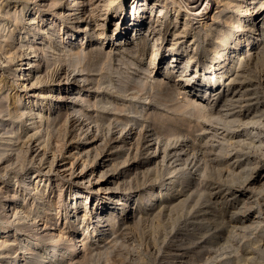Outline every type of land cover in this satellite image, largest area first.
I'll use <instances>...</instances> for the list:
<instances>
[{"label":"bare ground","instance_id":"6f19581e","mask_svg":"<svg viewBox=\"0 0 264 264\" xmlns=\"http://www.w3.org/2000/svg\"><path fill=\"white\" fill-rule=\"evenodd\" d=\"M42 1L45 0H13L0 6V97L4 99V103H8L7 109L5 110L3 109L2 103H0V159L3 158L4 153L9 152L13 147H22V144H25L27 140L30 141L31 137V139L35 138V141H37L38 138L36 135L39 134L42 129L52 126L53 124L55 125L56 117L52 118L53 112H56V114L59 115V113L67 111L65 113L66 117L73 120L75 125L74 129L78 132H75L77 135L71 136L69 141L67 140V147H71L70 150H72L69 156H66V154L57 158L56 155L50 154L51 156L47 155L48 157L46 156V158L42 155L35 159L39 164L41 163V166H44V169H48V172L52 170L53 165H57L60 169H56L59 172V176H57L61 177L64 181L63 187H65V190H62L64 192L57 197L55 202L48 206L43 205L44 196L41 188L39 191L40 194L36 196L34 200L37 204L41 205L36 207L33 212L29 208L27 209L23 204L21 206L10 204L8 209H4L3 206L8 204L7 201L12 200L13 198L11 199L5 194H0V264H74L76 263L75 259H77L78 255H80L84 247L87 245L88 238L89 240L92 239L91 241L93 242V245L99 243L98 240L101 236H104V239L110 237V240L111 237H113L111 241L112 243L121 240L122 242L120 245H125L127 243L126 241L131 238L128 233L131 234L133 227L137 228L143 220L146 219L147 222V219H150V217L152 221L154 219L158 220L161 213L163 216V213L168 216L167 219L165 218V222L160 223L158 221L157 223H152V221H150L151 224L149 226L147 225L148 228H146V230H148L147 235L150 236L149 238L147 237V239L150 246L152 245V249H154L156 253H160V251L164 249L163 244L166 240H168L166 242L173 244L174 242H172V240L180 237L178 240L179 244L173 245V248L168 250V256H165V259L168 260H164V263L197 264L199 261V264H264V251L263 249L260 250L256 248L258 242L257 234L264 230V214L260 213V210L258 209V212L255 211V216L253 218L249 219L245 216V213L252 208V205L258 208L259 204V200H251L252 197L246 198L247 193H245V191L249 190L251 186L257 182V180L253 178V174L257 173L258 177V172L256 170L261 163V160H258V153L261 151L258 148V144H260L261 147L264 146V139L262 138L264 136V71L262 73L263 75L258 76V66L260 68L264 63V0H126L120 3L119 6L117 5L118 7L112 11L111 8L114 7L113 3L117 0H52L53 5L49 7L47 12H45L47 15L44 14L43 9L39 8L43 6L40 4ZM12 2L15 4L10 8ZM17 3L20 5L17 6ZM30 5L33 6V10L34 8H36V10L32 14L24 15L26 16L24 19L25 22H22L21 16L24 14V10L28 9ZM12 9L13 11H11ZM6 10L9 12L7 15ZM72 23L73 26H71ZM63 24L66 31H68L69 27H72V29H70L72 33H70L69 36L61 38V43L59 45L65 47L64 44L67 43L69 44L68 46H70V50L67 52L63 51L65 53L62 54L63 56L61 57V60H64L65 64L68 66H71L74 59L80 54V51L72 50L75 47V44L73 43L80 39V44H82V40L85 39L84 43L87 44V47H93L91 48L92 52L102 49L105 51L104 55L107 59L112 56H130L127 68L131 70L133 67H138L139 70H142L140 74L138 73V77L133 78V75H122L118 69L109 75V77L114 73L118 75V79H116L115 83L110 82V80H108L109 77H105V79L108 80V85L111 86L110 89L113 88V90L118 93H126V91L129 90L126 85L130 82H133L134 85H138L142 90H145V88L148 87V84L152 81L153 86L158 90V93L154 96H144V100L146 98V101L148 100L146 105L151 106L154 102L157 103L162 96L171 97L172 94L170 93L180 94L183 92L186 94L189 87L188 89L186 88L185 91H181V86L187 82H191L192 88L197 89L198 92L203 90L201 91L203 93L196 92L194 99L192 98L193 100L188 101L189 108H185L188 110V115L194 114L193 110H197L198 115H202L205 118L207 117L209 119L208 121L211 122L210 124L213 127V131L210 132V139L215 143V153H217V156H215V158L217 157L216 165L219 166V169H221L220 166H224L223 158L225 157L228 158V160H235L233 162L234 165L239 164L240 171H237V173L234 171L231 176L229 175L230 177L228 181H223L225 183L224 185L229 184L231 188L237 184L238 189L236 187L235 189L233 188L232 193H229L228 191V196H226V194L223 196L224 201L217 200L216 203H214L216 209L211 201L213 205L211 208L212 211H209L210 213L207 212L210 206L207 203L201 202V199H203L202 197L205 192H210L208 191V188V192L203 190L199 191L200 193H197V187L195 186L192 188H190V186L187 189L185 188L189 177L198 171L194 169L195 167L192 164L191 166L185 165L187 162H190L188 155L187 160H189L185 162V164L181 161L182 164L180 163V169L176 167L184 173L186 172L187 176L179 185L175 186V177L170 175V181L164 185L165 192L160 195V193L157 192V189L153 186L154 184H150L151 181L155 182L157 179L154 178L156 175L153 173L156 166H154V164L153 167L152 163L164 158V150L167 147V144L169 145L170 138H168L169 140H165L164 137L161 139L160 136H155L153 134L152 136H148V139H146L145 142L142 140L143 138L140 139L138 132L141 131L136 132V127H140L141 124L139 123V117L137 118L135 116L138 107H135L133 112L131 111V115L128 116L127 114L128 117H125V120L122 122L118 116L111 115V111L106 112V107L111 102L112 98L109 96L106 99L102 98L100 100V94L97 90L99 86L96 90L94 89L96 88L95 85L93 86L94 79L92 77L89 79V74L81 75L78 78L77 76L76 78H72L69 83L64 85L65 87L63 89H61L59 85H56L55 91L47 84H44V78L41 75V62L39 61L38 56L32 54V50L38 46H48L50 49L53 46H57L58 44L54 43L57 39L54 37V35H56L55 29L58 27L57 30H59L60 33L62 30L61 25ZM74 29L78 30L76 31ZM167 37H169V39H167ZM138 46L143 47L139 49ZM79 48L81 50V47ZM61 49L63 50L62 47ZM162 50L170 53L165 55L166 53H162ZM18 51L25 52V54H18ZM84 53L85 52H83V54ZM51 55L52 54L44 55L43 59L46 60V58ZM157 57H160V59L157 60ZM79 58L81 57L79 56ZM85 58L86 57H84L82 61L78 59L80 62L79 69L82 71H89L91 64L88 60H85ZM199 59L201 60L198 62ZM109 60H111V58ZM22 61L23 64L21 63ZM75 62H77V60ZM108 63L109 61L106 65ZM79 69L76 71L78 72ZM46 72L48 74L47 70ZM172 72L175 73V78H173L174 85L169 89L168 81H165L167 78L165 80L164 78L165 76H170ZM102 74L104 75L105 73ZM158 75H160V77H158ZM162 75H164L163 78H161ZM59 77L61 78L62 76L60 75ZM82 82L83 85L81 84ZM84 84L90 85V87L87 86L88 88H85ZM92 87L94 88L92 89ZM108 88L105 87L106 90ZM131 89L132 88L130 87V90ZM193 89L189 90V93H191ZM75 90H77L78 95L73 98V102H69L72 103V105L68 110L66 107L67 105L63 104V102L66 101L64 98L65 96L67 97V94H74ZM151 90L152 89H150V91ZM55 93H58V99L56 100L57 102L52 103L51 98L55 97ZM107 94L109 93L107 92ZM185 94L183 95L184 98H186ZM118 95H115V97H118ZM206 97H208L209 100H206ZM217 102H219L220 105L218 109H215L213 105ZM186 104L187 103H185V105ZM109 107H111V105ZM153 107L155 108L156 106ZM183 110L184 109H182V111ZM194 119L197 120L198 118L194 117ZM205 120L207 121V119ZM103 121L109 122V124H107L111 130L113 129L111 128V125L114 127L121 125V127L119 131H117L118 129H113L118 132V134L111 138L112 143H110L112 150L108 152L104 150V148H101L98 153L95 151L96 154L93 156V159H91L93 160V165L90 170H87L88 166L86 167L85 162L90 153L92 152L93 154L94 149L97 148V146L94 145L99 141L100 136H98L96 132H98L100 127L102 130L101 125H103ZM208 121L206 124L207 126L209 124ZM197 122H199V120H197ZM202 123H204V121ZM107 127L105 126V129ZM217 128H222L220 129L222 132L219 135L216 133ZM203 131H205V129L202 130V132ZM99 133L101 134V132ZM198 133H201V131ZM183 137L184 136L180 139ZM199 137L200 135L198 138ZM44 138L45 137H43V139ZM205 138L209 139L207 136ZM175 139L176 137L174 140ZM177 139H179V137ZM226 139L232 141L235 139L233 142L231 141V144L233 143L236 147V152L229 153V157L226 154L228 153V142L230 141L227 140L228 142H225ZM204 141L206 140L204 139ZM224 142L225 145L227 144L226 147ZM43 143L38 142L37 145L44 148L45 143ZM140 143H142L143 146V150H141L143 153H140V162L136 164V167L146 166V169H143L142 171L140 170L142 175L140 176L142 177L141 180L146 178L148 180L147 182H150L148 185L144 186L142 190H139L135 185H129L126 183L127 181L123 180L130 169V167L128 169L127 164L121 161L122 163L118 166L119 168L117 165L115 166L117 168L112 167L113 158L121 154L120 149H123L127 155L130 153L131 155L133 154L132 156H129L132 160L138 158V155L140 154H138L137 151L139 149L138 147L141 145ZM172 144H170V146L171 148H174L172 147ZM177 145L178 144L176 143V146ZM118 146H120V149ZM201 146L202 143L200 147ZM211 146L209 145V147ZM115 147L119 150H116L117 148L113 150ZM144 150L147 151L144 152ZM177 151H180V149ZM177 151H175V153H177ZM181 151L180 153L182 155L185 154V152L182 153ZM194 151L195 150H193L192 153ZM209 151L212 152L213 150L211 151L209 149ZM210 152H207L208 155H210ZM192 153L191 156L193 155ZM263 153L264 152H260L261 155H264ZM199 156L202 157L200 154ZM70 157L72 158L71 160L76 158V161L80 162L74 164V167L72 168L73 171H69L70 166H68V159ZM126 157H124V159ZM174 160L175 158L173 161ZM36 161L33 163H36ZM192 161L190 163H192ZM210 161H212L211 158ZM127 163H129V161ZM205 163L206 162H203V164ZM226 163L229 164L228 162ZM19 165L21 166L20 162ZM209 165L211 167L213 166V164ZM240 165L244 166L242 167ZM151 166L154 168L153 170H151ZM172 166H174V164ZM228 166L230 167V165ZM197 167L200 168V166ZM201 167L203 168L205 166L201 165ZM240 167H242V169H240ZM261 167L260 173L264 174V164ZM173 168L175 169V167ZM215 169V172L219 170L218 167H215ZM225 170L227 173L229 172L227 168ZM206 171H208L207 168ZM206 171H202L204 174L199 172V179L200 176L202 177V175H204V179L207 178L206 180H208L209 173H214V169L211 168L209 173L207 172L206 174ZM164 172L162 174H164ZM169 172H166V174ZM221 173L223 172L221 171ZM212 175L213 174L210 176L213 177ZM158 177H160V175ZM30 178L21 177L19 180H17L18 178L12 180L1 179L0 182H6L5 186L9 187H14V185L21 183L20 185L23 186L21 191L25 193V189L32 185L34 180L35 183L33 185H39L40 181L44 180V178L38 174H36L33 179ZM151 178L153 180H151ZM216 178L209 180H215V182H217ZM220 178L218 180H220ZM47 179L50 181L49 176H47ZM140 181L138 182L141 183ZM204 181L205 180L201 181V183ZM132 183L135 184V182ZM119 184L125 185L126 187L120 189L121 186L119 187ZM220 184H223L222 181ZM142 185L143 183H141V187ZM42 186L44 189L47 184H43ZM253 187L257 189L256 186ZM35 188L37 189V187ZM210 188L213 189V187ZM184 189L186 190L184 191ZM255 189L253 188V190ZM261 189L262 188L259 189L260 192ZM126 190H128V192H126ZM144 192H146L145 196ZM250 192L252 194V191ZM255 192L258 191L255 190ZM260 192L258 194H260ZM208 194V197H210V195H214L215 192ZM191 195L194 199L193 204L188 207L189 210L186 212V202ZM240 197L242 198L241 201L238 204H234V202L239 200L238 198ZM80 204L83 206L84 213L87 214L89 211L90 213L94 212L96 215L94 221L88 225L85 224V234L81 240L79 238L76 239L75 242H78V248H75V243L70 242L72 239H69V237L78 233L77 230L81 228V223H83L86 218H78L79 224H75V227L78 225L77 229L72 227V224L64 225L63 230L67 231L65 235L63 233L61 235L62 231H58V221L61 217L59 218L58 214H62L64 219L69 218V220H77L78 215H80L77 212ZM54 205L57 206V210L55 217L52 219L50 218V215L52 216V206ZM58 207L61 208L59 209ZM70 209H73L72 211L76 209V214L74 212L69 216ZM184 209L185 213H188L191 217L189 222H184L185 224L182 228H178L176 227L178 224L177 222L181 219V214ZM225 218H235L233 219L234 226L231 225L232 227L228 228V225L227 229L226 225L228 223L224 222ZM26 221H31L32 224H36L37 227H39H35V230H30V228L24 232L19 231L12 233L14 229L17 230L16 228L18 225L24 222L26 223ZM214 221L216 225L210 228V225H212ZM132 222L133 224L130 225ZM144 227H146L145 223ZM139 228L141 229V226ZM144 229H141V232ZM134 230L135 229H133L132 232L137 231V229ZM67 234L70 236L67 237ZM141 236L142 233H139V237ZM147 239H145V242H147ZM111 242L109 241L108 243L111 245ZM105 245L106 244L99 246L98 244L96 245L97 247H95V249H103L102 256L105 258L104 264L106 263L105 260H107L106 257H108L107 255L110 251L107 250L110 247L106 249L107 246ZM130 245H133V243H130ZM143 245L146 247V243L144 244L143 242ZM138 248L134 247L132 252L134 258L137 259V262L143 263L144 261L140 255L141 247L140 249ZM168 248L169 246L167 249ZM113 249H111V251H113ZM145 249H147V247ZM150 250L151 249H149V251ZM93 252L94 251H92V253ZM118 254L120 256L122 255V252L120 254L118 251ZM150 254H152L151 251ZM94 256H96V254ZM155 256L157 255L155 254ZM125 257L127 258V256ZM109 258L110 257H108V259ZM116 261L114 260L113 264L116 263ZM120 261L121 263L119 262V264L127 263L126 260L124 261L126 263H124L122 259ZM133 262V264H136L135 261ZM107 263L109 264L110 261Z\"/></svg>","mask_w":264,"mask_h":264},{"label":"rangeland","instance_id":"374dc122","mask_svg":"<svg viewBox=\"0 0 264 264\" xmlns=\"http://www.w3.org/2000/svg\"><path fill=\"white\" fill-rule=\"evenodd\" d=\"M11 1H13V0H0V6H2V5H5L6 3H8V2H11ZM124 1H126V0H117L116 2H114L113 3V5H114V7L113 8H111V11L112 10H115L118 6H119V4L120 3H122V2H124ZM46 2H47V4H46ZM15 3H11V5H10V8L11 7H13V5H14ZM40 4H42L43 6H41V7H39V8H41V9H43L44 10V14H46L47 15V13H45V12H47V10L49 9V7H51L52 5H53V1L52 0H45V1H42ZM18 5H20L19 3H17V6ZM46 5V6H45ZM118 5V6H117ZM116 6V7H115ZM19 7H21V6H19ZM45 7V8H44ZM9 9V8H8ZM15 10V9H14ZM36 10V8H34V10H33V6H29L28 7V9H25L24 10V14H22V16H21V20H22V22H25V17L26 16H24V15H27V14H32L34 11ZM11 11H13V9L11 10ZM18 11H19V8H18ZM9 12L6 10V15L8 14ZM171 16V15H170ZM169 17V16H168ZM9 24V23H8ZM71 26H73V23L71 24ZM61 28H62V30H61V32L59 33V30H57L58 29V27L55 29L56 30V35H54V37H56L57 39H56V41L54 42V41H52V42H54L55 44H58L57 46H53V47H51V49H50V47H48V46H43V47H41V46H38V47H36V48H34L33 50H32V54L33 55H36V56H38L39 57V61L41 62V75L43 76V78H44V84H47L48 86H50L51 87V89L53 88L54 89V91H55V86L56 85H59L60 87H61V89H63L65 86V84H67V83H69L70 82V80L72 79V78H76V76H77V78L79 77V76H81V75H88L89 74V79H90V77H92L93 79H94V82H96V83H94L93 82V86L95 85L96 86V88H94V87H92V89L94 88L95 90L97 89V87H98V93L100 94V100L103 98V99H106L107 97H109V96H111V98H112V100H111V102L107 105V107H106V112L107 111H111L110 113H111V115H113V116H118V118L121 120V122L123 121V120H125V117L127 118L129 115H131V111L133 112L134 111V108L135 107H138V110L136 111V113H135V116L138 118L139 117V123H141L140 124V127H136V132H138V131H141V132H138V135L140 136V139H142L144 142L146 141V139H148L147 137L148 136H152L153 134L155 135V136H160L161 137V139H163V137L165 138V140H167L168 138H170V143H169V145L167 144V147L165 148V150H164V152H165V156H164V158H162V159H160V160H157V161H155V162H157V163H155V162H153L152 163V166L154 165V166H156V168L154 169L152 166H151V170H155L154 172L153 171H151V172H153V173H155L154 175H156V177H154V178H157L156 180H155V182L154 181H151V185H153L156 189H157V192H159L160 193V195H162L163 194V192H165V186L164 185H166L169 181H170V175L171 176H174L175 178H174V180H175V186H177V185H179L180 183H181V181L187 176V173L185 172H183V171H181V170H179L180 168H181V165H180V163H181V161H182V163L184 162V164H185V162H187L189 159H190V162L192 161V163H190V162H187L185 165H189V166H191V164L195 167L194 169L195 170H198V171H196L195 173L198 175V177H197V175L195 174V173H193V175H191L190 177H189V180L186 182V186H185V188L187 189V188H189V186H190V188H192V187H197V189H196V191H197V193H200L199 191H207V188H208V191H210V192H208V193H214L215 192V194L214 195H210V197H208V193H204V196L202 197L203 199H201V202H203V203H207V204H209V209L207 210V212H209V211H212V202H213V204L214 203H216V201L217 200H222V201H224L223 200V196H225V194H226V196H228V191H229V193H232L233 192V188L235 189V187L238 189V185L236 184V185H234V187L233 188H231V186H229V184H226V185H224L225 183L224 182H226V181H228V179H229V177L231 176V174L234 172V171H236L235 173H237V171L239 172L240 170H239V164L238 165H234L233 164V162L235 161H232V160H228V158H223L224 160H223V165L225 166H220V168L221 169H219V166L218 165H216L217 164V157L215 158V156H217L216 154L217 153H215V143H213V141H211V139H210V135H211V133L210 132H212L213 131V127H212V125L210 124L211 122H209L208 120V118L206 117H203L202 115H198L197 113V110H193V112H194V114H189L188 115V108H189V104H188V101H191V100H193L194 99V96H195V93L196 92H198V90L197 89H193L192 88V83L191 82H187V83H184V85H182L181 86V91H185V89L187 88L188 89V87H189V89L186 91V94L185 93H180V94H176V93H170V94H172V96L170 97V96H162L161 98H160V100H158V102L156 103V102H154L153 103V105H151V106H147L146 104L148 103V100L146 101V99L144 100V96H146V97H149V96H154L155 94H157L158 93V90H156L155 88H154V86H153V82L151 81V83H149L148 84V87H146L145 88V90H142V88H140V86H136V85H134V83L133 82H130V83H128L127 85H126V87L129 89L128 91H126V93L125 92H120V93H118V92H116V91H114L113 90V88L112 89H110L111 88V86H109L108 84L109 83H107V81L108 80H110V82H112V83H115V81H116V79H118V75H116L115 73L111 76V77H109V75H110V73H113L114 71H116V70H118V71H120V73H122V75H128V76H132L133 78H136V77H138L139 76V74L142 72V70H139V68H138V70H137V68L136 67H133V69H128L127 68V64H129V58H130V56H120V57H116V56H112V57H110L111 58V60H109L110 58H108L107 59V57L104 55L105 54V51H103L102 49H100L99 51H95V52H92L91 51V48H93V47H87V44H85L84 42H85V39H83L82 41H83V43L82 44H80L81 43V40L79 39L78 41H75L73 44H75V47L72 49L73 51H80V54L79 55H77V58H75L74 59V61L72 62V65L71 66H68L67 64H65V61L64 60H61V57L63 56L62 54H64L65 52H67V51H69L70 50V46H68L69 44H67V43H65L64 45H65V47L64 46H59L60 45V39L61 38H64V37H66V36H69L70 35V33H72V31L70 30V29H72V27H69L68 28V31H66L65 29H64V24L63 25H61ZM74 30H78V29H74ZM65 33H64V32ZM67 34V35H66ZM64 35V36H63ZM168 35H169V32H168ZM167 39H169V37H167ZM58 41V42H57ZM57 47V48H56ZM59 47V48H58ZM61 47L63 48V50L61 49ZM79 47H81V50H80V48ZM87 47V48H86ZM143 46H138V48L139 49H141ZM51 50V52H50V50ZM56 48V49H55ZM68 48V49H67ZM164 48V47H163ZM40 49V50H39ZM47 49V50H46ZM61 49V50H60ZM76 49V50H75ZM60 50V51H59ZM71 50V51H72ZM87 50V51H86ZM40 51V52H39ZM47 51V52H46ZM63 51H65V52H63ZM72 51V52H73ZM82 51V52H81ZM58 52V53H57ZM83 52H85L84 54H83ZM25 54V52H22V51H18V54ZM88 53V54H87ZM102 53H103V55H102ZM162 53H166L165 55H167V54H169L168 52H164V50H162ZM41 54V55H40ZM50 54H52L51 56H49V57H47L46 58V60L45 59H43V56L44 55H50ZM53 55H54V57H53ZM198 55V54H197ZM58 56H59V58H58ZM79 56L81 57V58H79ZM86 57L85 58V60H88V62L91 64V66L89 67V71H82V70H80L79 69V66H80V62H79V60L78 59H80V61H82L83 60V58L84 57ZM103 56H104V58H103ZM42 57V58H41ZM90 57V58H89ZM94 57H95V59H94ZM126 57V58H125ZM53 59V60H51V59ZM103 58V59H102ZM49 59V60H48ZM61 60V62H60V60ZM90 59H91V61H90ZM128 59V60H127ZM160 59V57H157V60H159ZM44 60V61H43ZM53 62V65H52V62ZM56 60V61H55ZM77 60V62H75ZM109 61V63H110V65H109V63L106 65V63ZM201 59H199L198 60V62L200 61ZM55 61V62H54ZM103 61H104V63H103ZM116 61V62H115ZM115 62V63H114ZM15 63V62H14ZM22 64H23V61L21 62ZM59 63V64H58ZM98 63H100V64H98ZM114 63V64H113ZM125 63V64H124ZM43 64V65H42ZM100 65V66H98V65ZM112 64V65H111ZM122 64H124V65H122ZM50 65V66H49ZM61 65V66H60ZM66 65V66H65ZM97 65V66H96ZM108 65H109V67H108ZM117 65H120V66H117ZM55 66V67H54ZM111 66H112V68H111ZM122 66V67H121ZM126 66V67H125ZM263 66H264V63H263V65L262 66H260V68H259V66H258V76H261V75H263L262 73H263V71H264V68H263ZM47 67V68H46ZM68 67V68H67ZM98 67V68H97ZM102 67V68H101ZM108 67V68H107ZM124 67V68H123ZM45 68V69H44ZM96 68V69H95ZM117 68V69H116ZM52 69V70H51ZM61 69V70H60ZM70 69V70H69ZM73 69V70H72ZM79 69V71L77 72L76 70H78ZM111 69V70H110ZM121 69V70H120ZM260 69V70H259ZM263 69V70H262ZM46 70L48 71V74H47V72H46ZM67 70V71H66ZM72 70V71H71ZM107 70V71H106ZM134 70V71H133ZM52 71V72H51ZM56 71V72H55ZM81 71H82V73H81ZM123 71H124V73H123ZM45 72V73H44ZM126 72V73H125ZM133 72V73H132ZM52 73V74H51ZM102 73H105L104 75L102 74ZM128 73V74H127ZM130 73V74H129ZM139 73V74H138ZM174 72H172V74L170 75V76H165V78H164V80L165 81H168V87H169V89H171L172 88V85H174V83H173V78H175V73L173 74ZM92 74V75H91ZM44 75H45V77H44ZM51 75V76H50ZM62 76L61 78L59 77V76ZM93 75H94V77H93ZM108 75V76H107ZM71 76V77H70ZM163 76L164 75H162L161 76V78H163ZM48 77V78H47ZM55 79H54V78ZM69 77V78H68ZM105 77L107 78V77H109L108 78V80H106L105 79ZM115 77V78H114ZM117 77V78H116ZM157 77V76H156ZM158 77H160V75H158ZM264 77V76H263ZM101 78V79H100ZM58 79V80H57ZM98 79H99V81H98ZM57 80V81H56ZM63 81H64V83H63ZM66 81V82H65ZM80 81V80H79ZM102 81V82H101ZM55 82V83H54ZM101 84H100V83ZM215 82V81H214ZM82 85H83V82L81 83ZM97 84V85H96ZM212 84H213V81H212ZM212 84H211V86H212ZM86 84H84V87L86 88L87 86L88 87H90V85H86ZM171 85V86H170ZM188 85V86H187ZM133 86V87H132ZM147 86V85H146ZM152 86V87H151ZM87 87V88H88ZM101 87V88H100ZM105 87L106 88H108L107 90L105 89ZM130 87L132 88L131 90H130ZM150 87V88H149ZM171 87V88H170ZM149 88V89H148ZM167 88V87H166ZM52 89V90H53ZM104 89V90H103ZM150 89H152L151 91H150ZM155 89V90H154ZM174 89V88H173ZM193 89V91H191V93H189L190 91L189 90H192ZM95 90H93V91H95ZM111 90V91H110ZM139 90V91H138ZM212 90H213V88H212ZM110 94H107V92ZM146 91V92H145ZM201 91H203V90H201ZM201 91H199L198 93H203V92H201ZM115 92V93H114ZM150 92V93H149ZM194 92V93H193ZM131 93V94H130ZM154 93V94H153ZM70 94V93H69ZM119 94V95H118ZM149 94V95H148ZM175 94V95H174ZM186 95L185 97L186 98H184V96L183 95ZM209 94V93H208ZM73 95H74V97H73ZM76 95H78L77 94V90H75L74 91V94H72V95H68L67 94V97L65 96V100L66 101H64L63 102V104L64 105H67L66 107L68 108V110H69V107L72 105V103H69V102H73L74 101V99L73 98H75V96ZM115 95H118V97H115ZM130 95H131V97H130ZM132 95H133V97H132ZM140 95H141V98H140ZM57 96H58V93H55V97L54 98H51L52 100V103H54V102H57L56 100L58 99L57 98ZM206 96H208V95H206ZM69 97V98H68ZM105 97V98H104ZM129 97V98H128ZM134 97H135V99H134ZM165 97V98H164ZM173 97H176V98H173ZM178 97V98H177ZM71 98V99H70ZM127 98V99H126ZM132 100H131V99ZM164 100H163V99ZM169 98V99H168ZM172 98H173V100H172ZM181 98V99H180ZM193 98V99H192ZM121 101H120V100ZM138 99V100H137ZM171 99V100H170ZM176 99V100H175ZM55 100V101H54ZM72 100V101H71ZM142 100V101H141ZM144 100V101H143ZM175 100V101H174ZM178 100V101H177ZM186 100V101H185ZM206 100H209L208 99V97H206ZM131 101V102H130ZM184 101V102H183ZM19 102V101H18ZM117 102V103H116ZM135 102V103H134ZM147 102V103H146ZM0 103H2V105H3V109L5 110V109H7V104L8 103H4V99H2V97H0ZM16 103H17V101H16ZM114 103V104H113ZM161 103V104H160ZM169 103V104H168ZM172 103V104H171ZM182 103V104H181ZM185 103H187L186 105H185ZM70 104V105H69ZM163 104V105H162ZM213 104V103H212ZM39 105V104H38ZM111 105V107H109ZM133 105V106H132ZM159 105V106H158ZM185 105V106H184ZM219 105H220V103L219 102H217V103H215L214 105H213V107L216 109H218L219 108ZM5 106V107H4ZM132 106V107H131ZM141 106V107H140ZM153 106H156L155 108L153 107ZM157 106H158V108H157ZM165 106V107H164ZM169 106V107H168ZM173 106V107H172ZM184 106V107H183ZM260 106V105H259ZM37 107H39V106H37ZM121 107V108H120ZM124 107V108H123ZM160 107V108H159ZM164 107V108H163ZM182 107V108H181ZM187 109H186V108ZM141 108V109H140ZM157 108V109H156ZM169 108V109H168ZM108 109V110H107ZM116 109V110H115ZM162 109V110H161ZM178 109V110H177ZM180 109V110H179ZM182 109H184L183 111H182ZM129 110V111H128ZM144 110V111H143ZM171 110H173V111H171ZM58 111H59V109H58ZM154 111V112H153ZM163 111V112H162ZM165 111V112H164ZM181 111V112H180ZM196 111V112H195ZM67 111H63V112H61V113H59V115H57L56 114V112H53V114H52V118H55L56 119V122H55V125L53 124L52 126H48V127H45L44 129H42L41 130V132H39V134H37L36 136H37V141H35V138H33V139H31L30 138V141L29 140H27L26 141V143L25 144H22V147L20 148L19 146V148L18 147H16L15 146V148L13 147L11 150H9V152H7V153H4V155H3V158H1L0 159V180L2 179V180H12V179H14V178H18L17 180H19L21 177L23 178V177H29L30 178V176H31V178L30 179H33V177L36 175V174H38V175H40L41 177H43L44 178V180L43 181H40V184L38 185H33L34 183H35V180H34V183L32 184V185H30L29 187H27V189H25V193L24 192H22L21 191V189H23L22 187L23 186H21L20 184L21 183H18V185H14V187L13 186H5L6 185V182H0V194H5L6 196H9L12 200H8L7 202H9V203H11V204H13V205H16V206H21L22 204L23 205H25L26 206V208L28 209H30L32 212L35 210V208L36 207H39L41 204H37L36 203V201H34L35 200V197L36 196H38L39 194H40V189L42 188V193H43V196H44V199H43V205H46V206H48L49 204L51 205L53 202H55V200L57 199V197L59 196V195H61L64 191H62V190H65V187H63V183H64V181L61 179V177H58L59 176V172H58V170H60L59 168H58V166L57 165H53V167H52V170L50 171V172H48L47 170L48 169H44V166H41V163L39 164L35 159H36V157L38 158V156L39 157H41L42 155H43V157L44 158H46V156L48 155V156H51L50 154H54V155H56V157L57 158H59V157H61L62 155L64 156V155H66V156H69V154L71 153V151L72 150H70L71 149V147L70 148H68L67 147V144H68V142H67V140L69 141L70 139H71V136H73V135H77V133H75V132H78L76 129H74L75 128V125H74V123H73V120H71V118H67L66 117V113ZM68 112H70V111H68ZM181 114H180V113ZM183 112V113H182ZM130 113V114H129ZM153 113V114H152ZM156 113V114H155ZM161 113V114H160ZM62 114V115H61ZM127 114H128V116H127ZM137 114V115H136ZM143 114V115H142ZM146 114V115H145ZM183 114V115H182ZM187 114V115H186ZM197 114V115H196ZM125 115V116H124ZM138 115H140V116H138ZM148 115V116H147ZM149 115H150V117H149ZM160 115V116H159ZM174 115H175V117H174ZM61 116V117H60ZM143 116V117H142ZM156 116V117H155ZM195 118H198L197 120H199V122H197V120H195L194 119V117ZM197 116V117H196ZM160 117V118H159ZM191 117V118H190ZM193 117V118H192ZM199 117H200V119H201V117H202V121L199 119ZM145 118V119H144ZM149 118H151V119H149ZM204 118V119H203ZM141 119V120H140ZM172 119V120H171ZM205 119H207V121L209 122V124H208V126L206 125L207 124V121L205 120ZM59 120V121H58ZM65 120V121H64ZM143 120V121H142ZM147 120V121H146ZM170 120V121H169ZM153 121V122H152ZM204 121V123H202ZM147 122V123H146ZM157 122V123H156ZM58 123V124H57ZM103 123V125H104V127H103V125H101L102 126V130H101V127H100V131L98 130V132H96V134L98 135V136H100V139H99V141H97V143H95V145L94 146H97V148L96 149H94V151H93V154H92V152L90 153V155H89V157H88V159L86 160V162H85V165H86V167H87V170H90L91 169V167H92V165H93V160H91V159H93V156L96 154V152L98 153L99 152V150L101 149V148H104V150H106V151H110V150H112V146H111V138L113 137V136H115L116 134H118V132H116L115 130L116 129H118L117 131H119V129H120V127H121V125L120 126H112L111 125V128H115V130H111V129H109V126H108V124H109V122L108 121H103L102 122ZM108 123V124H107ZM145 125H144V124ZM57 124V125H56ZM73 124V125H72ZM150 124V125H149ZM199 124V125H198ZM142 125V126H141ZM159 125V126H158ZM164 125V126H163ZM196 125V126H195ZM200 125H202V126H200ZM211 127H210V126ZM56 126V127H55ZM70 126V127H69ZM73 126V127H72ZM105 126L107 127L106 129H105ZM150 126V127H149ZM153 126V127H152ZM171 126V127H170ZM200 126V127H199ZM50 127V128H49ZM119 127V128H118ZM142 127V128H141ZM146 127H147V129H146ZM151 127H152V129H151ZM204 127V128H203ZM210 127V128H209ZM47 128V129H46ZM49 128V129H48ZM54 128V129H53ZM143 128H144V130H143ZM200 128V129H199ZM203 128V129H202ZM9 129V128H8ZM7 129V130H8ZM52 129V130H51ZM73 131H72V130ZM141 129V130H140ZM155 129V130H154ZM159 129V130H158ZM163 129V130H162ZM205 129V131H203L202 132V130H204ZM220 129H222V128H220ZM219 128H217V130H216V133L219 135L221 132H222V130H220ZM105 130H107V131H105ZM111 130V131H110ZM145 130H146V132H145ZM153 130V131H152ZM168 130V131H167ZM44 131V132H43ZM49 131V132H48ZM151 131V132H150ZM199 131H201V133H198ZM218 131H219V133H218ZM99 132H101V134L99 133ZM104 132H106V133H104ZM142 132H144V133H142ZM154 132V133H153ZM171 134H169V133ZM113 133V134H112ZM209 133V134H208ZM41 134V135H40ZM150 134V135H149ZM163 136H162V135ZM179 134V135H178ZM195 134V135H194ZM198 134V135H197ZM203 134V135H202ZM70 135V136H69ZM166 135V136H165ZM169 135H170V137H169ZM175 135V136H174ZM180 135H181V137L182 136H184L182 139H180L181 137H180ZM200 135V137L198 138V136ZM103 138H102V137ZM105 136V137H104ZM142 136H144V137H142ZM179 137V139H177L178 137ZM209 137V139L207 138H205V137ZM43 137H45L44 139H43ZM167 137V138H166ZM172 137H173V139H172ZM176 137V142H175V140H174V138ZM188 137V138H187ZM48 138V139H47ZM67 138V139H66ZM263 139H264V136L262 137ZM171 139H172V141H171ZM186 140V142H188V143H186L185 142V140ZM197 139H199V140H197ZM204 139L206 140V141H204ZM45 140V141H44ZM178 140V141H177ZM181 140V141H180ZM184 142H183V141ZM189 140V141H188ZM193 140V141H192ZM203 140V141H202ZM228 139H226L225 140V142H228V141H230V142H228V147H229V149H233V147H234V149L232 150H229V149H227L228 150V153L226 154L227 156L229 155V153H234V152H236V147L234 146V144L232 145L231 144V141L232 140H228ZM235 140V139H234ZM233 140V141H234ZM102 141V142H101ZM143 141H140V142H143ZM199 141V142H198ZM207 141H209V142H207ZM211 141V142H210ZM232 141V142H233ZM38 142H44L43 144H44V148L43 147H39V145H37V143ZM111 142V143H110ZM168 142V141H167ZM183 142V143H182ZM203 142H204V145H203ZM225 142H224V145H225ZM34 143H36V144H34ZM101 143V144H100ZM174 145H173V144ZM176 143L178 144L177 146H176ZM180 143V144H179ZM190 143V144H189ZM200 143V144H199ZM201 143H202V146H204V147H200V145H201ZM230 143V144H229ZM107 144V145H106ZM141 145L138 147L139 149H138V154H140V153H143L141 150H143V146H142V143H140ZM170 144H172V147H174V148H171V146H170ZM189 145V147H188V145ZM199 144V145H198ZM33 145H35V146H33ZM37 145V146H36ZM187 145V146H186ZM193 145H197L196 146V148H195V146H192ZM208 145V146H207ZM209 145L213 148H211V147H209ZM214 145V146H213ZM230 145V146H229ZM259 145V149L261 150H259L260 152H264V146L263 147H261V145L260 144H258ZM169 146V147H168ZM177 148H176V147ZM179 146V147H178ZM207 146V147H206ZM227 146V144L225 145V147ZM109 147V148H108ZM181 147H182V149H181ZM186 147V148H185ZM191 147V148H190ZM32 148V149H31ZM117 147H115V148H113V150H115ZM118 148L120 149V146H118ZM116 149V150H119V149ZM199 148H201V149H199ZM204 148V149H203ZM262 148V149H261ZM27 149V150H26ZM70 151H69V150ZM108 149V150H107ZM180 149V151L182 152V153H184L185 152V154H181L180 153V151H177V150H179ZM185 149V150H184ZM195 150L193 153H192V151L193 150ZM208 151H207V150ZM209 149L212 151V152H210L209 151ZM140 150V151H139ZM170 150V151H169ZM201 152H199V151ZM202 150V151H201ZM36 151V152H35ZM96 151V152H95ZM120 151H121V154L120 155H118L117 157H115V158H113L114 160H113V162H112V167L113 168H117L118 166H120V164L122 163L121 161H123V163H125V164H127V167H128V169H129V167H130V169H129V174L127 173L126 175L127 176H125V178L123 179L124 181H127L126 183H128L129 185H131V186H136V187H138V189L139 190H142L143 189V187L144 186H146V185H148L149 183L147 182L148 180L146 179V178H144L143 180H144V182H143V180H141L142 179V175H141V171L143 170V169H146V166H140V167H136V164L138 163V162H140L139 160H140V158H141V154L140 155H138L139 157L138 158H136V159H133L132 160V158L131 157H129V156H132L131 155V153L130 154H126L125 152H124V150L123 149H120ZM145 151H147V150H144V152ZM175 151H177V153H175ZM188 151V152H187ZM231 151V152H230ZM15 152V153H14ZM44 152V153H43ZM95 152V153H94ZM124 152V153H123ZM162 152H163V150H162ZM187 152V153H186ZM197 152H199V153H197ZM203 152V153H202ZM210 152V155H208V153ZM215 154H214V153ZM260 152L258 153V160H261V163L258 165V169L256 170L257 172H258V177H257V173H254L253 174V178L254 179H256L257 180V182L255 183V184H253L252 186H251V188L249 189L250 191H252V194H251V192L249 191V190H244L245 191V193H247L246 194V198L247 197H252L251 198V200H259V204H258V208L256 207V206H254V205H252V208L249 210V211H247L246 213H245V216H247L246 218H249V219H251V218H253L254 216H255V211L256 212H258V209L260 210V213H263L264 214V193H261V192H264L263 190H264V179H263V177H264V174H262V173H260L261 172V169L260 168H262L261 166L264 164V155H261L260 154ZM168 153V154H167ZM169 153H171V154H169ZM180 153V154H179ZM191 153L193 154L192 156H191ZM205 153H207L206 155H204ZM30 154V155H29ZM126 154V155H125ZM199 154L202 156V155H204V156H202V157H200L199 156ZM264 154V153H263ZM58 155V156H57ZM167 155V156H166ZM174 155V156H173ZM185 155V156H184ZM188 155H189V159L187 160V158H188ZM197 155V156H196ZM260 155V156H259ZM30 156V157H29ZM47 156V157H48ZM91 156V157H90ZM120 156V157H119ZM127 156V157H126ZM170 156H172V157H170ZM187 156V157H186ZM194 156H195V160H194ZM122 157H123V160H122ZM124 157H126L125 159H124ZM167 157H169V158H167ZM175 158V160L173 161V159ZM201 159H200V158ZM205 159H204V158ZM213 157V158H212ZM229 157V156H228ZM261 157V158H260ZM129 158V159H128ZM131 158V159H130ZM167 158V159H166ZM183 158V159H182ZM184 158H186V159H184ZM193 158V159H192ZM197 158V159H196ZM199 158V159H198ZM208 158H209V160H208ZM210 158H211V160L212 161H210ZM34 159V160H33ZM72 158L70 157L69 159H68V166H70L69 167V171H73L72 170V168L74 167V164H76L77 162H79V161H76V158L75 159H73V160H71ZM118 159H120V160H118ZM172 159V160H171ZM180 159V160H179ZM27 160V161H26ZM167 160V161H166ZM178 160V161H177ZM197 160H199V161H197ZM204 160V161H203ZM30 161V162H29ZM36 161V163H33V162H35ZM117 161V162H116ZM129 161V163H127ZM134 163H133V162ZM159 161V162H158ZM170 161V162H169ZM173 162V164H174V166H172L173 164H172V162ZM195 161V162H194ZM201 161H202V163H201ZM215 161V162H214ZM230 161H232V162H230ZM19 162H20V164H21V166L19 165ZM162 164H161V163ZM167 162V163H166ZM179 164H178V163ZM198 162V163H197ZM203 162H206L205 164H203ZM211 162V163H210ZM226 162H230L229 164H227ZM80 163V162H79ZM132 163V164H131ZM181 163V164H182ZM195 163H196V166H195ZM201 163V164H200ZM232 163V164H231ZM5 164V165H4ZM24 164V165H23ZM35 164V165H34ZM39 164V165H38ZM70 164V165H69ZM89 164V165H88ZM135 164V165H134ZM165 164V165H164ZM171 164V165H170ZM176 164V165H175ZM178 164V165H177ZM198 164V165H197ZM206 164H213V166H215V167H218V169L219 170H217V171H220V172H215V167H211L210 165V167L208 166V165H206ZM227 166H226V165ZM117 165V167H115ZM201 165L202 166H205V167H201ZM228 165H230V167L228 166ZM245 165V164H244ZM244 165H240V166H244ZM17 166V167H16ZM20 166V167H19ZM158 166V167H157ZM161 166V167H160ZM170 166V167H169ZM172 166V167H171ZM197 166H200V168L202 169H200L199 167H197ZM208 166V167H207ZM233 166V167H232ZM160 167V168H159ZM173 167H175V169L173 168ZM179 168V169H177V168ZM197 167V168H196ZM242 167H240V169H242ZM119 168V167H118ZM138 168V169H137ZM157 168H158V170H157ZM206 168H207V170L208 171H206ZM210 168L211 169H214V173H212V172H210ZM228 169V173H227V171L225 170V169ZM232 168V169H231ZM234 168V169H233ZM56 169H58V170H56ZM135 169V170H134ZM169 170V171H167V170ZM172 169V170H171ZM204 169V170H203ZM141 170V171H140ZM160 170V171H159ZM175 170V171H174ZM179 170V171H178ZM230 170H231V172H230ZM4 171V172H3ZM56 171H57V173H56ZM165 171V172H164ZM202 171H206V174H207V172L211 175V174H213L212 176L213 177H211L210 175L208 176V180H206L207 178H205L204 179V175H202V177L200 176V179H199V172L201 173ZM211 171H213V170H211ZM221 171L223 172V173H221ZM226 171V172H225ZM30 172V173H29ZM39 172V173H38ZM135 172V173H134ZM159 174H158V173ZM164 172V174H162ZM166 172H169V173H167L166 174ZM182 172V173H181ZM225 172V173H224ZM219 173H221L220 175H222V176H220V175H218ZM230 173V174H229ZM1 174H3V175H1ZM133 174V175H132ZM201 174H204L203 172L201 173ZM200 174V175H201ZM225 174V175H224ZM34 175V176H33ZM56 175V176H55ZM58 175V176H57ZM141 175V176H140ZM160 175V177H158ZM217 175V176H216ZM230 175V176H229ZM12 176V177H11ZM47 176H49V178H50V181H48V179H47ZM133 176V177H132ZM138 176H139V178H138ZM221 178H220V177ZM227 176H228V178H227ZM129 178V180H128V178ZM149 177H150V175H149ZM148 177V178H149ZM182 177V178H181ZM210 177H211V179H210ZM217 177V178H216ZM10 178V179H9ZM134 178V179H133ZM137 178V179H136ZM198 178V179H197ZM217 179L216 181L217 182H215V180H213V181H210V180H212V179ZM220 178V180H218ZM225 178V179H224ZM227 178V179H226ZM126 179V180H125ZM150 179V178H149ZM202 179V180H201ZM210 179V180H209ZM224 179V180H223ZM134 180V181H133ZM141 180V181H140ZM151 180H153L152 178H151ZM164 180V181H163ZM167 180V181H166ZM195 180V181H194ZM198 180V181H197ZM203 180H205L204 182H202L201 183V181H203ZM138 181H140L141 183H143V185H142V187H141V183H139ZM200 181V182H199ZM209 181H210V183H209ZM222 181V185L220 184V182ZM224 181V182H223ZM46 182V183H45ZM132 182H135V184L134 183H132ZM137 182H138V184L140 185V188H139V185L137 184ZM191 182V183H190ZM195 182H197V183H195ZM208 182V183H207ZM214 184H213V183ZM218 182H219V185H218ZM260 182H261V184H260ZM126 183H125V185H126ZM145 183H147V184H145ZM158 183V184H157ZM202 185H201V184ZM217 183V184H216ZM43 184H47V186L43 189ZM188 184V185H187ZM190 184V185H189ZM197 184V185H196ZM206 184V185H205ZM125 185H122V184H119V187H120V189H122V188H125L126 186ZM201 185V186H200ZM209 187H208V186ZM210 185H212V186H210ZM218 185V186H217ZM227 185H228V187H227ZM260 185H261V187H260ZM188 186V187H187ZM203 186V187H202ZM215 186V187H214ZM217 186V187H216ZM222 186V187H221ZM253 186H256L257 187V189H255V187H253ZM263 186V187H262ZM35 187H37V189L35 188ZM210 187H213V189L212 188H210ZM226 187V188H225ZM14 188V189H13ZM159 188V189H158ZM201 188V189H200ZM218 188V189H217ZM231 188V189H230ZM253 188L256 190V191H258V192H255V190H253ZM260 188H262L261 189V192H260V190L259 189ZM33 189V190H32ZM60 189V190H59ZM186 189H184V191L186 190ZM209 189H211V190H209ZM221 189V190H220ZM229 189V190H228ZM34 190H36V191H34ZM219 190V191H218ZM6 191V192H5ZM28 191V192H27ZM49 191V192H48ZM249 191V192H248ZM126 192H128V190H126ZM260 192V194H258ZM20 193V194H19ZM224 193V194H223ZM217 194V195H216ZM223 194V195H222ZM250 194V195H249ZM258 194V195H257ZM17 195V196H16ZM146 195V192H144V196ZM216 195V196H215ZM219 195V196H218ZM252 195V196H251ZM213 196V197H212ZM221 196V197H220ZM256 196H257V198H256ZM34 197V198H33ZM206 197V198H205ZM208 197V198H207ZM216 197H217V199H216ZM220 197V198H219ZM24 199V200H23ZM206 199V200H205ZM214 199V200H213ZM239 200H236L235 202H234V204H238L240 201H241V197L240 198H238ZM193 197H192V195H191V197L188 199V201L186 202V212H187V210H189V208L188 207H190V206H192V204H193ZM24 201V202H23ZM106 201H109V200H106ZM206 201H209V202H206ZM212 201V202H211ZM21 202V203H20ZM192 202V203H191ZM45 203V204H44ZM83 203V202H82ZM191 204V205H190ZM234 204H232V205H234ZM37 205V206H36ZM60 206V205H59ZM82 206V204H80V207H79V209H78V213L80 214V215H78V217H77V220H75V222H74V220L73 219H71V220H69V218H65L64 219V216L62 215V214H58V217L60 218V220L58 221V231H62L61 232V235H62V233L65 235V233H66V231L67 230H63V227H64V225H71L72 224V227H74V228H76L77 229V227H78V225H76V227H75V224H77L78 222H79V219L78 218H83V217H85L86 218V220L83 222V223H81V228H79L78 230H77V234L76 235H74V236H72V237H69L70 235L69 234H67V237H69V239H72V241H70V242H72V243H75L74 244V247L75 248H78V242H75L76 241V239L77 238H79L80 240L82 239V237L84 236V234H85V226L86 225H88V224H90L92 221H94V217H95V213L93 212V213H90L89 211L87 212V214L86 213H84L83 212V206ZM67 207V206H66ZM216 206H215V204H214V208H215ZM228 207V206H227ZM256 207V208H255ZM260 207V208H259ZM56 208V209H55ZM59 208V207H58ZM61 208V207H60ZM59 208V209H60ZM68 208H69V206H68ZM82 211H81V210ZM185 209L183 210V213L181 214V219H179V221L177 222L178 224H177V226L176 227H178V228H182V226L186 223V222H189V219H190V217L191 216H189V214L188 213H185ZM216 209V208H215ZM256 209V210H255ZM56 210H57V206H52V216L50 215V218H52L53 219V217H55V215H56ZM73 210V209H72ZM71 209H70V212H69V216L70 215H72L74 212H75V214H76V209H74V211H72ZM210 213V212H209ZM86 216H85V215ZM164 214V216L162 215V213H161V215H160V217H159V219L157 220V219H154L153 221L151 220V217H150V219H147V222H146V219L145 220H143L142 222H143V224H142V222H141V224L137 227V228H132V230L133 229H137V231L136 232H132V230H131V234L130 233H128V235H129V237H131L130 238V240H128V241H126V242H123V243H126L125 245L123 244H121L120 245V243L122 242L121 240L120 241H117L116 243L115 242H111L112 241V239H113V237H111V240H110V237H108V238H106V239H104L105 237L104 236H101V237H99V240H98V242L99 243H97L96 245H98L99 244V246H101V245H104V244H106L105 246H107L106 247V249L107 248H111V249H113V251H111V249L109 248V249H107L108 251H109V254L107 255L108 257H110L109 259H111V260H109L108 259V257H106V259L107 260H105V264H108L107 262H109L110 261V263L109 264H113V262H114V260L116 261V258H117V261H116V263H114V264H119V262L121 263V259H122V261H123V259H124V261L126 260V262H124V263H126V264H128V262H129V264H133L134 262L133 261H135V263L136 264H157L158 262V264H170V263H164L165 261H167L168 259H165V256H168V253H169V249H171V248H173V245H177V244H179V242H178V240L180 239V237L179 236H176V237H179V238H176V239H173L172 240V242H174L173 244H171L170 242L168 243V242H166V241H168V240H166L165 242H164V244H163V250L162 251H160V253H156L155 252V250L154 249H152L153 247H152V245L150 246V243L148 242V239H147V237L149 238L150 236L149 235H147V231L148 230H146V228H148V226L151 224L150 223V221H152V223L154 222V223H157L158 221L160 222V223H164L165 222V218L167 219V215H165V213H163ZM167 214V213H166ZM82 215V216H81ZM187 215V216H186ZM64 219V220H63ZM153 219V218H152ZM161 219V220H160ZM233 219H235V218H233ZM233 219H228V218H225V220H224V222H227L226 224V228H227V226H228V228H230V227H232L231 225H233L234 226V222H233ZM67 220V221H66ZM232 220V221H231ZM81 221V220H80ZM156 221V222H155ZM66 222V223H65ZM70 222H72V223H70ZM74 222V223H73ZM185 222V223H184ZM144 223H145V226L146 227H144ZM230 223V224H229ZM79 224V223H78ZM86 224V225H85ZM107 224V223H106ZM133 224V222L132 223H130V225H132ZM26 225V226H25ZM30 225V226H29ZM35 225V226H34ZM129 225V226H130ZM148 225V226H147ZM216 224H215V221H214V223H212V225H210V228H212V227H214ZM21 226V227H20ZM29 226V227H28ZM141 226V229H144V230H142V232H141V229L139 228ZM142 226H143V228H142ZM23 227V228H22ZM35 227H37V225L36 224H32V222L31 221H26V223L24 222V223H22V224H20V225H18L17 226V230H15L14 228V230L12 231V233L13 232H19V231H21V232H24V231H27V229L29 230L30 228V230H35L36 228ZM39 227V226H38ZM37 227V228H38ZM20 228H22V229H20ZM227 228V229H228ZM139 229V230H138ZM134 230V231H135ZM140 231V232H139ZM139 233L141 234L142 233V238L141 237H139ZM144 233H146V234H144ZM143 234H144V237H143ZM132 235V236H131ZM138 236V237H136V236ZM136 237V239H135V237ZM257 236H258V242H257V247L256 248H258V249H260V250H262L263 249V251H264V230H262L261 232H259L258 234H257ZM140 238H141V241H140ZM102 239V240H101ZM108 239V240H107ZM145 239H147L146 241L147 242H145ZM74 240V241H73ZM92 239H90L89 240V238H88V242H87V245L84 247V249H83V251L80 253V255H78V257H77V259H75L76 260V263H74L75 262V260H74V264H104V259L105 258H103V249L101 248H97V249H95V247H97L95 244L93 245L92 243V241H91ZM105 240H106V242H105ZM138 240V241H137ZM144 240V241H143ZM205 240V239H204ZM263 240V241H262ZM69 241V240H68ZM101 241V242H100ZM111 242V245H110V243H108V242ZM131 241V242H130ZM177 243H176V242ZM105 242V243H104ZM143 242H144V244L146 243V247H147V249H145L146 247H145V245H143ZM260 242H261V244H260ZM263 242V243H262ZM77 243V244H76ZM90 243V244H89ZM101 243V244H100ZM129 243V244H128ZM130 243H133V245H130ZM136 243V244H135ZM140 243V244H139ZM149 243V244H148ZM108 244H109V246H108ZM158 244V243H157ZM262 244H263V246H262ZM137 245V246H136ZM142 245V246H141ZM148 245H149V247H148ZM169 246V248L167 249V247ZM260 245H261V247H260ZM91 246V247H90ZM105 246H104V249H105ZM113 246V247H112ZM115 246V247H114ZM119 246V247H118ZM129 246V247H128ZM132 246V247H131ZM138 246H139V248H138ZM134 247H137L138 249H140V247H141V249H140V255H141V257H142V259H143V263H139V262H137V259L136 258H134V255H133V252H132V249L134 248ZM204 247H206V246H204ZM72 248H73V246H72ZM89 248V249H88ZM120 248V249H119ZM128 248H129V250H128ZM119 249V250H118ZM143 249V250H142ZM149 249H151L150 251L152 252V254H150V251H149ZM167 249V250H166ZM96 250H97V252H96ZM145 250V251H144ZM146 250H147V252H146ZM92 251H94L93 253H92ZM99 251V252H98ZM118 251L120 252V254H121V252H122V255H120L119 256V254H118ZM153 251H154V253H153ZM165 251V252H164ZM130 252V253H129ZM204 252V251H203ZM90 253H91V256H90ZM99 253V254H98ZM115 253H117V254H115ZM93 254V255H92ZM96 254V256H94ZM114 254V255H113ZM131 254V255H130ZM150 254V255H149ZM155 254L157 255V256H155ZM159 254V255H158ZM165 254V255H164ZM117 255V256H116ZM100 256V257H99ZM113 256H114V258H113ZM115 256H116V258H115ZM124 256V257H123ZM125 256H127V258L125 257ZM80 257V258H79ZM95 257V258H94ZM130 257V258H129ZM160 257V258H159ZM120 260H119V259ZM164 258V259H163ZM79 259V260H78ZM102 259H103V261H102ZM152 259V260H151ZM109 260V261H108ZM132 260V261H131ZM162 260V261H161ZM165 260V261H164ZM81 261V262H80ZM170 261V260H169ZM122 262V263H123ZM132 262V263H131ZM163 262V263H162ZM199 262V261H198ZM197 262V264H199Z\"/></svg>","mask_w":264,"mask_h":264},{"label":"built area","instance_id":"2783aa9c","mask_svg":"<svg viewBox=\"0 0 264 264\" xmlns=\"http://www.w3.org/2000/svg\"><path fill=\"white\" fill-rule=\"evenodd\" d=\"M10 204H11V203L8 202V204H5V205L3 206V208H4V209H8V206H9Z\"/></svg>","mask_w":264,"mask_h":264}]
</instances>
